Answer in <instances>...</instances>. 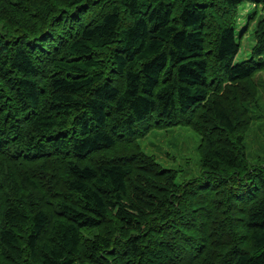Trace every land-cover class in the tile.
Instances as JSON below:
<instances>
[{
    "label": "trees",
    "instance_id": "obj_1",
    "mask_svg": "<svg viewBox=\"0 0 264 264\" xmlns=\"http://www.w3.org/2000/svg\"><path fill=\"white\" fill-rule=\"evenodd\" d=\"M262 72L264 0H0V264H264Z\"/></svg>",
    "mask_w": 264,
    "mask_h": 264
},
{
    "label": "rangeland",
    "instance_id": "obj_2",
    "mask_svg": "<svg viewBox=\"0 0 264 264\" xmlns=\"http://www.w3.org/2000/svg\"><path fill=\"white\" fill-rule=\"evenodd\" d=\"M254 12L255 7L252 3H244L240 6L241 17L237 32H241L247 26V19ZM253 29V24H251L240 35L241 47L235 62L249 57L255 42ZM263 74L264 72L261 73V75ZM262 78L264 79V76ZM258 83H263L262 92L264 93V82L258 81ZM262 110L264 109L262 108ZM250 136L256 140V145L249 147L250 153L254 151V157L251 159L256 163L264 162V114L253 122ZM141 143L144 150L154 154L163 167L179 170L178 182L199 174L201 165L197 147L200 143V137L187 127L175 126L168 131L153 129L141 139Z\"/></svg>",
    "mask_w": 264,
    "mask_h": 264
}]
</instances>
